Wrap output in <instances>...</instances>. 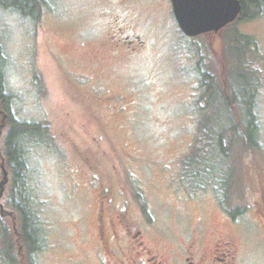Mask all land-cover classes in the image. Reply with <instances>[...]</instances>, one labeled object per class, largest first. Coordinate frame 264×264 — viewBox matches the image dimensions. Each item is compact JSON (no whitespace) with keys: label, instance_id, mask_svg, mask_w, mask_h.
I'll use <instances>...</instances> for the list:
<instances>
[{"label":"rangeland","instance_id":"1","mask_svg":"<svg viewBox=\"0 0 264 264\" xmlns=\"http://www.w3.org/2000/svg\"><path fill=\"white\" fill-rule=\"evenodd\" d=\"M236 26L259 45L254 53L264 50V17ZM223 34L230 57L237 55L235 37L225 29L184 37L169 0H45L37 23L0 8L4 83L14 119L45 127L26 137L35 142L24 147L28 188L43 229L37 264H97L100 184L114 183L125 199L129 193L140 200L139 191L156 227L168 235L187 232L201 217L210 231L219 227L217 186L231 189L222 194L228 199L223 206L237 209L242 168L251 159L263 164L260 153H250L243 166V154L231 156L235 170L215 177L209 167L219 171L226 162L218 158L216 164L204 152L211 180L188 185L181 179L202 105L196 66L211 75L225 66ZM255 113L264 140V106ZM209 118L218 123L214 110ZM5 131L3 126L0 151ZM218 178L223 184H216ZM10 187L0 201L7 211ZM204 189L213 192L197 194Z\"/></svg>","mask_w":264,"mask_h":264},{"label":"flooded vegetation","instance_id":"2","mask_svg":"<svg viewBox=\"0 0 264 264\" xmlns=\"http://www.w3.org/2000/svg\"><path fill=\"white\" fill-rule=\"evenodd\" d=\"M263 4L264 0L258 9L249 10L250 15L243 18L241 6L236 21L227 26L264 17L260 14ZM253 43L250 41L248 48L243 41L241 43L238 76L243 101L248 91V102L243 106L251 111L253 124L257 126L256 143L261 149L258 157L264 162L262 121L255 113L257 108L264 106V50L257 51L259 55L254 53V47L259 45ZM245 165L238 186L237 209L230 211L218 201L217 209L222 219L219 227H213L212 231L201 217L191 220L187 232L162 233L155 225L154 216L148 214L146 205L141 202L139 191L135 194L139 201L129 193L125 199L122 191L114 192V183L100 184L95 239L97 264H264V163L253 160L247 168ZM201 192L213 191L204 189L197 194ZM178 209L176 214L182 216L186 206Z\"/></svg>","mask_w":264,"mask_h":264},{"label":"trees","instance_id":"3","mask_svg":"<svg viewBox=\"0 0 264 264\" xmlns=\"http://www.w3.org/2000/svg\"><path fill=\"white\" fill-rule=\"evenodd\" d=\"M239 1L242 6V18L250 15L249 10L258 9L262 2V0ZM44 3L45 0H0V8L15 11L22 18L31 19L37 23ZM252 17L253 15L249 18ZM236 28L238 27L235 24L227 26L225 33L230 31L234 35L238 53L230 57L227 50V36L223 34L222 53L225 66L220 69L217 75V71H215V75H211L208 70L202 69L200 64L196 66V69L200 71L202 88L200 101L202 105L199 106L200 117L195 129L194 144L189 153L181 160L182 183L188 185L203 183V179L206 177L211 180L212 175L207 172L208 164L202 156L204 152L211 153L214 156L213 162L216 164H218V158L226 162L224 168L221 166L222 169H219L217 165L219 171H215L214 166L209 167L213 170V175L223 170H227L228 173L235 170L230 158L231 156L236 158L235 156L239 152L243 154L242 162L250 153L251 156L260 153L258 143H256L257 126L253 124L251 111L243 106V103L247 104L248 102V91H246L243 101L241 93L243 91H240L238 76L241 43L243 41L245 47L248 48L250 40L239 31L237 32ZM5 60L0 44V123L1 119L5 117L4 126L6 128L0 151V166L1 164L4 166L8 173V184L11 185L6 202L9 209L6 211L10 215L0 216V264H37L35 258L44 247L43 229L35 209V200L30 195L28 188L24 147L25 144H28L27 142H35L26 139V137L44 133L45 127L42 124L21 123L14 119L11 108L12 97L7 93L4 83L3 64ZM212 110L215 111L218 119L217 124L212 123L209 118ZM233 110L238 111V116L232 114ZM228 160L230 163H227ZM216 184H223V182L218 178ZM235 188L232 187V191ZM214 190L221 194L218 197L219 201L225 203L228 200L222 194L228 193L231 189L226 191L221 186H217Z\"/></svg>","mask_w":264,"mask_h":264},{"label":"water","instance_id":"4","mask_svg":"<svg viewBox=\"0 0 264 264\" xmlns=\"http://www.w3.org/2000/svg\"><path fill=\"white\" fill-rule=\"evenodd\" d=\"M172 14L182 35L188 39L213 33L218 34L236 21L240 14L239 0H169ZM5 117L1 120L0 130ZM0 201L8 183V173L1 164ZM10 215L0 203V216Z\"/></svg>","mask_w":264,"mask_h":264},{"label":"bare ground","instance_id":"5","mask_svg":"<svg viewBox=\"0 0 264 264\" xmlns=\"http://www.w3.org/2000/svg\"><path fill=\"white\" fill-rule=\"evenodd\" d=\"M259 119V118H258ZM259 131V130H258Z\"/></svg>","mask_w":264,"mask_h":264}]
</instances>
